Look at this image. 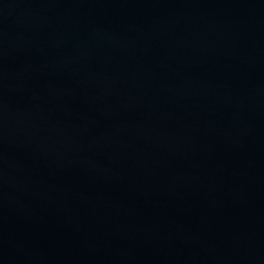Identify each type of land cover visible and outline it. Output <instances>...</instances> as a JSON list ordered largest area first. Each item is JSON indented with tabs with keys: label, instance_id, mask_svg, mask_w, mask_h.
Returning a JSON list of instances; mask_svg holds the SVG:
<instances>
[{
	"label": "water",
	"instance_id": "95a60500",
	"mask_svg": "<svg viewBox=\"0 0 264 264\" xmlns=\"http://www.w3.org/2000/svg\"><path fill=\"white\" fill-rule=\"evenodd\" d=\"M0 264H264V0H0Z\"/></svg>",
	"mask_w": 264,
	"mask_h": 264
}]
</instances>
